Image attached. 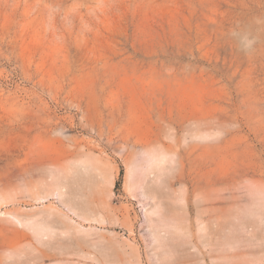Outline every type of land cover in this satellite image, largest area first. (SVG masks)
Masks as SVG:
<instances>
[{
  "label": "rangeland",
  "instance_id": "obj_1",
  "mask_svg": "<svg viewBox=\"0 0 264 264\" xmlns=\"http://www.w3.org/2000/svg\"><path fill=\"white\" fill-rule=\"evenodd\" d=\"M0 264H264V0H0Z\"/></svg>",
  "mask_w": 264,
  "mask_h": 264
}]
</instances>
